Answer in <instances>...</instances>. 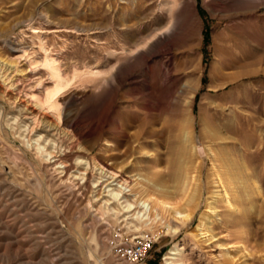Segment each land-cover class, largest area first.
<instances>
[{
  "label": "rangeland",
  "instance_id": "rangeland-1",
  "mask_svg": "<svg viewBox=\"0 0 264 264\" xmlns=\"http://www.w3.org/2000/svg\"><path fill=\"white\" fill-rule=\"evenodd\" d=\"M146 237L140 264H264V0H0V264Z\"/></svg>",
  "mask_w": 264,
  "mask_h": 264
},
{
  "label": "bare ground",
  "instance_id": "bare-ground-1",
  "mask_svg": "<svg viewBox=\"0 0 264 264\" xmlns=\"http://www.w3.org/2000/svg\"><path fill=\"white\" fill-rule=\"evenodd\" d=\"M162 27H159V28H156L155 30H153V32L151 33V35L150 36H155V34H156V31L157 30H159V29H161ZM144 45H145V42H144ZM142 46V45H141ZM126 48H122V52L121 53H119V54H115V61H116V63L117 62H122V61H124L131 53H132V49L133 48H130V47H127V46H125ZM118 51V50H117ZM44 64L46 63L47 64V67H48V70H49V74H50V76H51V78H53V81H54V88H53V90L52 91H50L49 92V94L47 95V103H48V105H49V107H51L52 109H57L58 107H57V96H58V94L59 93H61L62 91H63V89H64V87H65V82L60 78V76L58 75V72H57V70H56V66L53 64V62L52 61H50L49 60V58L47 57V56H44V62H43ZM46 67V68H47ZM115 68V64L114 65H112V67L109 69V71L107 70V72H111L113 69ZM107 72H105V74L107 73ZM100 74H102V72L101 73H94L93 75H94V77H92V79H96L97 77H98V75H100ZM102 75H104V73L102 74ZM141 76H144V75H142V73H138L137 74V78L138 77H141ZM99 77H101V76H99ZM103 77V76H102ZM237 78V77H236ZM230 79V78H229ZM93 81V80H92ZM73 82V81H72ZM76 82V81H75ZM94 82V81H93ZM43 83V82H42ZM149 83V82H148ZM146 89V88H145ZM211 161H213V163H214V159L212 158V160ZM212 163V162H211ZM123 184H129V181H126L125 179L123 180V182H122V184L121 185H123ZM221 185V184H220ZM128 186V185H127ZM253 186L255 187V188H260V185H259V183L258 182H256V181H254L253 182ZM111 195L113 196V197H117V192H113V193H111ZM223 197L225 198V200L227 199V196H226V191H224L223 192ZM141 206L143 207V208H148V204L147 203H145V202H142L141 203ZM133 207V205L131 204V203H128V209L127 210H130L131 208ZM168 207V206H167ZM145 208V209H146ZM168 208H171L170 206L168 207ZM216 210H217V207L216 206H214L211 210H210V212L211 213H215L216 212ZM175 214H176V218L179 220V221H181V222H186V221H188L189 219H190V217H189V215L187 214V213H182V212H178V211H176L175 212ZM214 215V214H213ZM205 216V215H204ZM210 223H212V220H211V216L209 215V216H205L201 221H200V223H199V225H198V227H197V229L198 230H200V236L201 237H205V236H207V230L205 229V227L207 226V225H210ZM174 252H170V253H168L167 254V256H166V259L168 260V259H170V258H172L171 256H170V254H173ZM170 262L169 261H167L166 262V264H169Z\"/></svg>",
  "mask_w": 264,
  "mask_h": 264
},
{
  "label": "built area",
  "instance_id": "built-area-1",
  "mask_svg": "<svg viewBox=\"0 0 264 264\" xmlns=\"http://www.w3.org/2000/svg\"><path fill=\"white\" fill-rule=\"evenodd\" d=\"M151 246L150 238H137L132 244L117 247L115 253L127 264H140Z\"/></svg>",
  "mask_w": 264,
  "mask_h": 264
}]
</instances>
